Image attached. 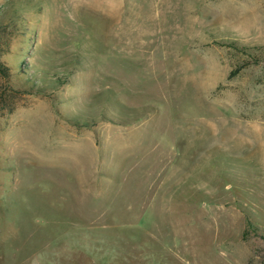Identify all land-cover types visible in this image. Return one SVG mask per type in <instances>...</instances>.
Instances as JSON below:
<instances>
[{"label": "rangeland", "instance_id": "374dc122", "mask_svg": "<svg viewBox=\"0 0 264 264\" xmlns=\"http://www.w3.org/2000/svg\"><path fill=\"white\" fill-rule=\"evenodd\" d=\"M0 59V264H264V0H0Z\"/></svg>", "mask_w": 264, "mask_h": 264}, {"label": "trees", "instance_id": "16d2710c", "mask_svg": "<svg viewBox=\"0 0 264 264\" xmlns=\"http://www.w3.org/2000/svg\"><path fill=\"white\" fill-rule=\"evenodd\" d=\"M0 69L2 70V72L7 75V69L3 67V62L0 59ZM12 110V107L9 108V111ZM261 237L264 239V235H261Z\"/></svg>", "mask_w": 264, "mask_h": 264}]
</instances>
